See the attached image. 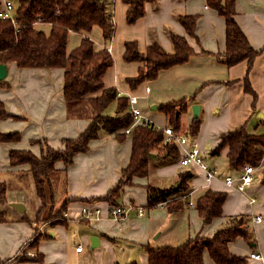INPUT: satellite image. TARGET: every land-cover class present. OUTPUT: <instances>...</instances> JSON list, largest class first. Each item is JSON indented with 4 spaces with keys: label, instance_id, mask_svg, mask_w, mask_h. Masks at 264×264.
<instances>
[{
    "label": "crops",
    "instance_id": "crops-1",
    "mask_svg": "<svg viewBox=\"0 0 264 264\" xmlns=\"http://www.w3.org/2000/svg\"><path fill=\"white\" fill-rule=\"evenodd\" d=\"M6 1L12 3L13 11L16 5L13 0H0V11L5 10ZM126 9L123 0H111L114 31L106 46L113 63L103 74L104 85L115 86L121 94L135 96V105L158 128L166 127L165 116L157 109L159 104L195 94V99L189 102L181 116L182 129L186 130L193 119L191 105L199 104L198 116L202 117L199 132L195 137H187V146L194 140L204 160L216 168L217 176L207 180L204 170L199 167L184 166L179 159L172 160L167 156H151L148 176L135 177L134 184L123 190L120 204L131 203L133 208L125 218H113L108 202L97 197L103 196L119 179L122 167L129 160L131 142L129 138L117 140L113 134L100 130L86 151L76 153L67 167L57 163V170L50 176L53 209L58 208L65 198L69 199L63 215L65 222L55 223V218H51L37 223L35 218L24 213L25 210L19 212L12 206L17 212H10L8 217L0 215V257L8 256L6 260H11L7 264H147L143 244L179 245L197 232L210 236L223 226L226 216L243 213L249 217L250 226L257 233L255 242L248 244L237 237L229 242V249L245 254L247 260L244 264H264V154L246 192L224 182L226 175L239 174L228 165L227 148L218 155L210 154L220 134L240 124L245 123L250 132L264 133V0H234L235 20L249 43L260 49L248 72L257 94L254 108L251 95L243 90L246 61L230 67L219 61L225 49L224 18L207 6L206 0H151L145 3V13L132 23L126 21ZM184 14L197 16L193 36L186 33L179 21ZM34 26L45 33L50 31L47 22H37ZM171 34L186 36L195 53L186 62L166 68L154 79L144 80L131 88L126 77L136 75L142 62L123 59L125 40H136L140 51L149 44L158 43L167 52H172ZM83 35L93 40L95 49L105 46L101 29L94 25L84 32L70 30L67 52L78 45ZM6 69L5 79L9 85L0 87V99L13 115L0 119V130L18 131L21 139L12 143L0 142V172H13L22 177L29 174L28 166L18 168L9 164L8 151L11 148H30L39 153L38 144L30 143L32 139H44L48 145L59 147L62 138L76 136L91 119L67 114L63 69L19 68L14 63L6 65ZM96 94L98 92L89 95ZM152 105L156 107L152 108ZM185 167L194 172L187 193L189 205L174 212L162 204L147 207L145 184L162 188L176 185L178 171ZM52 176L60 180L61 191L56 198L53 196ZM207 188L225 191L226 198L222 215L203 224L195 201ZM251 197H255L254 202L250 201ZM15 202L24 203L21 200ZM83 207L90 208L91 214L82 212ZM95 208L99 209L97 213ZM139 209L143 211L140 216L137 214ZM257 215L262 219L253 222ZM45 232L48 237L40 238L33 248L28 247L34 236ZM91 236L97 237L93 245ZM77 245L82 246L80 251L75 249ZM18 251H27L30 255L39 253L42 259L16 262L13 258ZM250 252H257L261 257L251 258ZM204 264H213L207 253H204Z\"/></svg>",
    "mask_w": 264,
    "mask_h": 264
},
{
    "label": "trees",
    "instance_id": "trees-1",
    "mask_svg": "<svg viewBox=\"0 0 264 264\" xmlns=\"http://www.w3.org/2000/svg\"><path fill=\"white\" fill-rule=\"evenodd\" d=\"M127 4L126 21L134 22L145 13V3L151 0H123ZM206 5L215 9L224 18L225 49L219 61L230 67L240 61H246V72L242 77L243 90L251 95L254 108L257 94L253 89L248 72L260 49L254 48L234 18V0H206ZM16 24L7 17H0V63H14L17 67H57L63 69V94L66 101L67 114L73 117H90L85 128L74 137H64L61 146L52 147L44 139H32L31 144H38L39 153L30 148H11L8 151V162L13 167L28 166L35 190L40 198L35 221L55 218L54 222L63 223L64 211L68 198L60 206L53 209L51 204L47 218H39V214L47 207L45 185L50 186V176L57 170V163L67 167L76 153L86 151L92 139L104 130L113 134L117 140L129 138L131 142L128 163L122 167L117 182L103 195L97 197L108 202L111 207L121 205L123 190L134 184L133 179L146 178L149 172L150 156H167L172 160L180 158V150L174 141H165L162 128L153 124L137 122L129 109L128 96L119 93L115 86H105L103 74L113 63V57L106 43L111 39L114 23L111 0H16L13 10ZM195 14H184L179 17L186 33L193 36ZM37 22L50 23L49 33L34 26ZM94 25L101 29L105 46L95 49L93 40L83 35L78 45L67 52V35L70 30L84 32ZM173 51L167 52L158 43H152L140 51L137 41L125 40L123 59L140 61L137 74L127 76L126 81L131 88L144 80H151L173 65L186 62L195 52L186 36L171 34ZM8 81L0 79V87L8 86ZM98 92L96 95H89ZM89 95V96H88ZM195 94L183 96L176 100L159 104L157 109L176 133L183 132L195 137L199 132L201 118H193L186 130L182 129V114L186 112ZM115 102L114 113L107 114L105 109ZM0 99V119L12 116ZM129 128L130 132H125ZM21 139L18 131H1L0 142H18ZM227 148L228 165L234 170H241L245 165L256 166L264 154V133L250 132L246 124L223 132L211 155H218ZM189 167V166H188ZM185 167L178 171L177 184L169 187H157L145 184L147 191V207L158 204L165 205L170 212L178 211L189 205L187 193L191 189L192 169ZM2 197V194H0ZM226 192L207 188L195 201V208L202 218L203 224L214 217L222 215V205ZM53 202V201H52ZM51 202V203H52ZM23 215H25L23 213ZM248 216L240 213L225 217V224L216 229L212 235L205 236L197 232L179 245L152 246L143 244L147 254V264H204V253H207L213 264H244L245 254H237L229 249V242L237 237L246 243L255 242ZM48 233H39L32 238L28 247L33 248ZM249 255V254H248ZM14 261H40L41 254L30 255L27 251H18ZM8 259L0 264H7ZM130 264H137L132 262Z\"/></svg>",
    "mask_w": 264,
    "mask_h": 264
},
{
    "label": "built area",
    "instance_id": "built-area-1",
    "mask_svg": "<svg viewBox=\"0 0 264 264\" xmlns=\"http://www.w3.org/2000/svg\"><path fill=\"white\" fill-rule=\"evenodd\" d=\"M13 5L10 1L5 2V10L0 11V17H7L11 19V21L16 24V20L14 17V13L12 11ZM145 90L148 91V87H145ZM129 100V109L134 116V123L137 122H144L146 124H153L147 117H145L140 109L135 105L137 99L135 96H128ZM154 125V124H153ZM156 127V126H155ZM158 128V127H157ZM163 129L164 132V140L165 141H174L179 150H180V158L179 161L184 166H195L199 167L204 170L206 179L209 180L215 176H217V170L215 167H211L203 158L202 154L200 153L198 144L193 140L190 146H187V135L184 133H176L170 126H166ZM125 132L129 133L130 129H125ZM257 166L253 165H245L239 171L237 176L233 175H226L224 177V182L227 186L235 187L237 190L241 192H246V186L251 182L253 174L257 168ZM251 202L255 201V197L250 198ZM133 208L131 203L118 205L111 207L109 210L110 216L116 219H123L127 215V212ZM90 208L83 207L82 212L86 213L87 215L91 214ZM99 211L98 208H95V212ZM137 214L140 216L143 214L142 209H139ZM96 216V215H95ZM92 216L91 218H93ZM262 219L261 215H257L253 217V222H259ZM82 248L81 245H77L75 249L80 251ZM29 254V252H27ZM249 257L251 258H260L261 254L257 252H250Z\"/></svg>",
    "mask_w": 264,
    "mask_h": 264
},
{
    "label": "rangeland",
    "instance_id": "rangeland-1",
    "mask_svg": "<svg viewBox=\"0 0 264 264\" xmlns=\"http://www.w3.org/2000/svg\"><path fill=\"white\" fill-rule=\"evenodd\" d=\"M13 1L16 2V0ZM70 42L71 41L69 39V45H71L72 43ZM113 112H114V103L111 102L105 109V113L112 114ZM151 178L153 179L152 176ZM52 182H53V196L56 198L61 191L60 180H56V177H53ZM45 190H46L47 207L44 208V210L41 211L38 216L39 218L42 219L47 218L51 204L53 206V202L52 203L50 202V196L52 193L50 186L45 185ZM0 194H2V197H0V215L4 217L5 216L8 217L10 212H17L16 209H14L11 204L15 203L16 200H21L24 202L23 205L26 207L24 213L32 218H35L36 211L38 206L40 205L41 200L35 190L34 182L30 174L25 173L22 175V177H19L18 175L15 176L13 172H7V173L0 172ZM247 220H249V217L247 218ZM251 230L253 236L255 237L257 233H255L252 226H251ZM5 257L8 256H2L1 259L5 261L7 259Z\"/></svg>",
    "mask_w": 264,
    "mask_h": 264
},
{
    "label": "water",
    "instance_id": "water-1",
    "mask_svg": "<svg viewBox=\"0 0 264 264\" xmlns=\"http://www.w3.org/2000/svg\"><path fill=\"white\" fill-rule=\"evenodd\" d=\"M7 74V69H6V65L4 63H0V79L4 78ZM155 105H152V108H155ZM199 109L200 106L197 103H194L191 105V110H192V116L193 118H196L199 114ZM151 157V156H150ZM14 208H16L19 212H23L25 210V206L20 203V202H15L11 204ZM91 243L93 245V243H95V241H97V237L96 236H91Z\"/></svg>",
    "mask_w": 264,
    "mask_h": 264
}]
</instances>
